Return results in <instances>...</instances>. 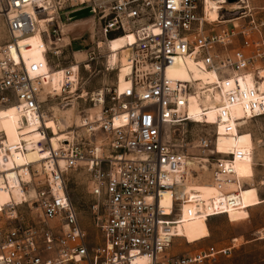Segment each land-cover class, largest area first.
Here are the masks:
<instances>
[{"label":"built area","instance_id":"built-area-1","mask_svg":"<svg viewBox=\"0 0 264 264\" xmlns=\"http://www.w3.org/2000/svg\"><path fill=\"white\" fill-rule=\"evenodd\" d=\"M227 4L234 7L233 16L223 18L218 7L216 18L209 20L205 0H0L7 36L0 45V109L13 106L20 124L28 116L41 118L43 103L53 96L61 95L62 106L83 98L75 93L77 66L60 68L57 91L45 82L47 70L53 69L47 53L57 54L69 42L63 43L69 39L63 27L71 22L70 13L89 8L91 16L83 20L95 21L104 39L132 37L122 47L128 84L121 92L104 87L105 93L88 94L90 109H99L91 120L84 115L85 135L75 133L52 148L44 125L36 126L39 136L30 142L19 135L9 143L0 129V189L7 192L0 200V264H202L229 254L231 245L167 251L185 220L243 210L241 193L249 188L243 179L251 171L238 175L234 161L250 163L257 153L264 159V136L253 137L247 126L264 115L261 24L245 0ZM36 18L44 24L43 58L25 65L17 38L37 30ZM175 65L182 66L185 78L167 76ZM193 68L205 76L194 77ZM190 98L198 107L194 113L187 109ZM186 123L212 126L211 134L195 138L202 158L185 153L183 132L179 142H170L168 132ZM242 133L248 135V146L218 152V135ZM28 149L42 157L19 165L16 159ZM198 159L208 163L206 184L214 192L207 196L188 186L204 166ZM77 167L90 173L97 234L91 245L66 187V172ZM9 173L17 177L18 200L9 193ZM164 194L168 200L162 204Z\"/></svg>","mask_w":264,"mask_h":264},{"label":"rangeland","instance_id":"rangeland-1","mask_svg":"<svg viewBox=\"0 0 264 264\" xmlns=\"http://www.w3.org/2000/svg\"><path fill=\"white\" fill-rule=\"evenodd\" d=\"M60 19L64 22L63 17ZM35 22H37V18L35 19ZM64 25L63 32H66L69 39L64 38L63 43H67V41L69 42L60 46L57 54H52L50 52L47 53L48 64L50 68H53L54 70L52 69V71H49L52 73L51 78L48 80L50 83L47 80L45 82L48 87L57 91L62 81L60 68L69 65H72L73 67L77 66L78 85L75 93L81 94L83 98H76L71 101V105L62 106L58 103L61 95L59 97L53 96L50 99H46V102L43 103L42 112L43 115L47 117L46 120H48L49 123L55 124L56 119L60 118V122H63L62 126L59 128L61 131L68 128L67 130L71 132L69 136L74 135L75 133L85 135L82 127L79 126L81 121L85 119L84 115L86 114V117L91 119L99 109L98 105L90 109L91 104L87 99L88 94L97 90H101L105 93V90H103L104 87H116L117 89V84H119L122 79L120 74H118L117 63L112 66H107L106 70L104 69L105 60H107L106 39L100 36L99 27L95 21L86 19L75 23H64ZM32 34L23 36L19 40ZM107 39L111 40L112 36ZM6 40L7 36L0 18V45ZM192 71V75L194 77L203 78L205 76L203 72H199L194 68ZM176 77H186L182 66H180ZM107 104L108 98L104 96V105ZM196 111V106L192 104L190 107V113H194ZM65 120H67V123L64 122ZM63 124H65V126ZM255 126L264 129V120L262 122L260 121ZM178 129V131L170 130V132H168L170 142H179V132H183L184 138L182 141V148L185 153L189 156L195 155L197 158H202V155L198 153L197 148L194 146L195 138L197 134H211L212 126L208 124L186 123L183 127H178ZM50 131H53L54 136L51 138V143L55 147L58 140L69 137L65 136L66 131H60L58 134L56 129H50ZM48 135L51 136L50 134ZM94 135L99 136L98 133H95ZM240 137H242V139ZM238 139L239 146L249 145L247 133L242 134V136H239ZM242 140H245L244 144L241 142ZM235 142L236 140L218 139L216 146L219 151H223L226 149H232L235 146ZM208 160V162H210V159ZM198 161L201 162L203 160L198 159ZM201 163L204 165L203 168L197 170V176L190 180L188 186L201 187L204 192L203 195H205V193L210 191L211 187L206 184L208 181V163L206 161ZM248 168L250 171V163ZM65 181L71 203L76 210L79 224L86 233L88 244H95L97 242V234L92 223V213L90 210V205L92 203V195L90 194V173L84 167L69 169L65 174ZM206 224L208 235L205 238L187 243L182 237H174L172 238L167 251L170 254H184L193 252L194 250L209 244H213L215 246H226L230 243V239L235 237V247L230 250L227 257L219 256L215 261L204 262L202 264H264V246H248L245 250H242L240 246L242 238L239 234L242 230L243 220L229 221L225 215H217L208 218ZM261 258L263 259L261 260Z\"/></svg>","mask_w":264,"mask_h":264},{"label":"bare ground","instance_id":"bare-ground-1","mask_svg":"<svg viewBox=\"0 0 264 264\" xmlns=\"http://www.w3.org/2000/svg\"><path fill=\"white\" fill-rule=\"evenodd\" d=\"M217 8H218L217 3H215L212 0H205L206 18L209 20H214L216 18V15H217V12H216ZM36 23H37V30L35 31L34 34L27 36L21 40H19L20 38H17L20 56H21L25 65H28L30 62L42 60V58H43L42 51L44 50V45L42 43V39L40 38V31L44 30V24H43V20L38 19V18H37ZM126 42L132 43V37L127 36L125 38H121V37L117 38L116 37V38H112L111 40L106 39V50H107L106 64L108 66H112V65H115V63H117L116 65H118V74H120V77L122 79V81L119 84H117V90L119 92H121L124 89V87L128 84L127 78L125 77V73H126L127 69L124 66L126 48H122ZM24 46H26V47H24ZM11 54H12V56L15 55V51L13 49H11ZM111 54H113V55H111ZM113 59H115V60H113ZM111 60H112V62H111ZM118 62H120V64H118ZM180 66L181 65H175V66L170 67L166 71L167 76L176 77V74H177ZM46 73H47L46 74V77H47L46 80L48 81L51 78L52 73L49 72L48 70ZM48 82L50 83V81H48ZM261 88H264V80L261 84ZM192 104H194L196 106V108L198 109L196 103L190 98L188 101V105H187V109L189 112H190V107ZM233 113L235 115H239L240 110L237 107H235L233 109ZM46 119H47V117L44 116L43 114H42L41 118H39V119H37L36 117L28 116L27 117V123H21L20 124L19 123V117L14 112L13 106H9L7 108L0 109V129L3 130V132L6 136V140L9 143H14L19 138V135L22 139H24L28 142L34 141L39 136L38 132L36 130V126L38 124H40L42 126L44 125V127L49 129V131H50V129H56L57 134L60 133L61 130L59 127L62 126L63 121L60 122V118H58L55 121L56 123L54 122L55 124H53V123H49V121ZM208 119H212V115H211V117L208 116ZM89 120H91V119H89ZM64 122L67 123V120H65ZM77 122H78V120H77ZM84 123H85V119L83 121H81V124L79 126L84 125ZM63 125L65 126V124H63ZM67 129L68 128H65L61 131V132L66 131L65 136H69V134L71 133ZM49 134L51 135L49 145L52 148H55V146H53L51 143V138L54 136L53 131L52 132L50 131ZM242 134H244V133H242ZM242 134L238 135V137L242 136ZM237 138H233L230 136H224V135H218L216 140H215V146H216V142L218 141V139H222V140H235L236 139L237 140ZM65 139H67V138H62V140H65ZM57 146H58V142H56V147ZM216 149L218 150L217 146H216ZM218 152H220V151L218 150ZM41 157H42V154L40 152H38L34 149L33 150L28 149L22 156H20L16 159V162L19 165H23L24 163L34 162V161L40 159ZM235 161H237V160H235ZM235 161H234V163H235ZM234 169H235V166H234ZM18 174L22 179L27 178V173L23 167H19ZM16 180H17V177H16L15 173H9L7 175V181H8V184L10 186L9 193L12 194V196L15 200H18V199H20V193H22V192H21L19 184L17 183ZM189 187H190V185H189ZM190 188L198 190L202 196H207V195H210L211 193L214 192L213 189L211 188L208 193H205V195H203L204 192H203L201 187L193 186ZM251 188L252 187H249V188H245L243 190L250 191ZM5 193H7L5 190L0 189V200H2L5 197ZM167 200H168L167 195L164 194L160 203L165 204V203H167ZM242 203H243V201H242ZM244 215H245L244 210H237V211H229L227 213V215H225V216L227 217V219L229 221H234V220H238V219L243 218ZM206 220H207V218H206ZM175 233L178 237L184 238L187 243H191V242L201 240L208 235V229H207V224L205 222V218L195 217V218L190 219V220H185L182 223L181 227H176Z\"/></svg>","mask_w":264,"mask_h":264},{"label":"crops","instance_id":"crops-1","mask_svg":"<svg viewBox=\"0 0 264 264\" xmlns=\"http://www.w3.org/2000/svg\"><path fill=\"white\" fill-rule=\"evenodd\" d=\"M215 2V0H212ZM223 2V3H222ZM221 9L219 14H223V18H229L230 11L234 8L231 7L224 0H219L215 2ZM248 7L253 9V14L255 19L261 24L260 26V38L264 40V0H245ZM219 19V18H218ZM264 120V115L257 117L248 123V131L253 137L264 136V129L255 126L260 121ZM246 137V136H245ZM239 138V137H238ZM237 138L235 146H239V139ZM242 139V137H240ZM245 140L241 142L244 144ZM234 146V147H235ZM264 159L259 153L255 154L250 162L251 176L246 177L243 181L248 187H252L250 191L242 190L241 197L243 204L247 206L243 209L245 215L243 218L238 220H243L242 230L239 236L242 238V243L240 244L242 250H245L248 246H264ZM249 162L237 160L234 163L235 171L238 175L248 174ZM240 169V171H239ZM242 171V172H241ZM240 172V173H239ZM225 215V214H217ZM213 215V216H217ZM211 217V216H210ZM208 217V218H210ZM207 218V219H208ZM207 220H205L206 222ZM236 238H231L230 243L231 249L235 247ZM230 249V250H231ZM227 257V256H225ZM263 258H261L262 260Z\"/></svg>","mask_w":264,"mask_h":264},{"label":"water","instance_id":"water-1","mask_svg":"<svg viewBox=\"0 0 264 264\" xmlns=\"http://www.w3.org/2000/svg\"><path fill=\"white\" fill-rule=\"evenodd\" d=\"M225 1L227 3H231L234 0H225ZM90 16H91L90 9L89 8H84V9H80V10H77L75 12L70 13L68 15V19L71 22H74V21L83 20V19L88 18Z\"/></svg>","mask_w":264,"mask_h":264}]
</instances>
